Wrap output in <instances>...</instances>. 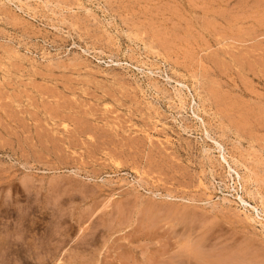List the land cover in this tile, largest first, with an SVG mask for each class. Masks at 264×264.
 Segmentation results:
<instances>
[{
	"label": "rangeland",
	"instance_id": "1",
	"mask_svg": "<svg viewBox=\"0 0 264 264\" xmlns=\"http://www.w3.org/2000/svg\"><path fill=\"white\" fill-rule=\"evenodd\" d=\"M6 1L0 264H264V0Z\"/></svg>",
	"mask_w": 264,
	"mask_h": 264
},
{
	"label": "bare ground",
	"instance_id": "2",
	"mask_svg": "<svg viewBox=\"0 0 264 264\" xmlns=\"http://www.w3.org/2000/svg\"><path fill=\"white\" fill-rule=\"evenodd\" d=\"M6 1V0H5ZM65 1V0H64ZM73 1V0H72ZM7 2V1H6ZM13 2V1H12ZM25 2V1H24ZM23 4V3H22ZM87 4V3H86ZM17 6V5H16ZM78 7V6H77ZM79 8V7H78ZM28 9V8H27ZM84 9V8H83ZM74 10V9H73ZM86 10V9H85ZM97 10V9H96ZM37 12V11H36ZM87 12V11H86ZM28 14V13H27ZM29 15V14H28ZM101 18V17H100ZM107 35V34H106ZM111 39V38H110ZM85 42V41H84ZM129 42V41H128ZM139 47V46H138ZM150 48V47H149ZM7 49V48H6ZM13 49V48H12ZM11 49V50H12ZM5 51H7V50H5ZM13 51V50H12ZM143 56V55H142ZM96 58V57H95ZM28 61V60H27ZM58 62H59V60H58ZM131 62V61H130ZM141 63V62H140ZM86 70V69H85ZM160 70V69H159ZM155 82V81H154ZM154 87V86H153ZM190 88V87H189ZM143 89V88H142ZM158 92V91H157ZM182 93V92H181ZM200 94V93H199ZM147 95V94H146ZM167 95V94H166ZM155 96V95H154ZM158 96V95H157ZM191 96V95H190ZM203 96V95H202ZM163 97V96H162ZM170 97V96H169ZM151 99V98H150ZM180 99V98H179ZM181 100V99H180ZM202 100V99H201ZM157 101V100H156ZM204 103V102H203ZM201 105V104H200ZM202 107V106H201ZM151 108V107H150ZM108 110V109H107ZM179 110V109H178ZM204 110V109H203ZM203 113H204V111H203ZM206 114V113H205ZM203 115V114H202ZM204 118V117H203ZM173 120V119H172ZM182 121V120H181ZM203 124V123H202ZM205 125V124H204ZM66 129V128H65ZM213 133H214V131H213ZM213 136H214V134H213ZM229 155V154H228ZM233 157H234V155H233ZM239 159V158H238ZM240 161V160H239ZM239 161H237V162H239ZM233 164V163H232ZM234 164H235V162H234ZM244 171V170H243ZM244 175V174H243ZM239 179V178H238ZM256 181V180H255ZM250 183V182H249ZM248 186V185H247ZM254 187V186H253ZM253 191H254V189H253ZM262 195V194H261ZM205 199V198H204ZM261 205V204H260ZM261 207H263V206H261ZM251 217V216H250ZM186 257V256H185ZM213 258H215V256L213 257ZM155 259V258H154ZM191 261V260H190ZM171 263V262H170ZM210 264V263H209Z\"/></svg>",
	"mask_w": 264,
	"mask_h": 264
}]
</instances>
